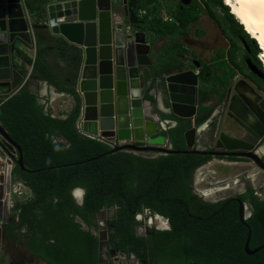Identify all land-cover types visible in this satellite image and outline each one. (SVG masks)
<instances>
[{
  "label": "trees",
  "instance_id": "trees-1",
  "mask_svg": "<svg viewBox=\"0 0 264 264\" xmlns=\"http://www.w3.org/2000/svg\"><path fill=\"white\" fill-rule=\"evenodd\" d=\"M51 1L60 0H24V4L41 23L45 6ZM131 3L134 13L144 12L142 21L155 33V39L168 36L178 44L177 37L186 35L201 13L210 15L225 34L229 33V60L234 63V71L226 61H200L201 94L216 89L217 77L212 67L234 75L237 70L245 74V58L262 72L264 79L257 58L260 48L223 0H179L172 10H166L169 20L161 19L158 0ZM215 7L220 9L221 17L214 12ZM52 35L46 29H38L34 58L20 54L31 64L29 77L47 81L72 95L78 67L76 49L69 50L62 38L54 39ZM52 41L58 44L59 59L66 53L70 56V74L61 80L44 60ZM238 42L244 43L240 56ZM145 95L151 98L148 90ZM208 108L200 106L197 124L208 118ZM77 116V106L65 117L50 108L44 110L37 94L25 86L0 97V125L20 146L26 168L19 167L16 154L12 174L31 193L1 227L16 245L46 264H109L100 254L97 219L103 210L113 208L115 216L107 221L109 243L126 255L142 249L139 256L147 263L264 264V248L253 254L244 251L248 230L250 249L264 244V197L255 195L252 189L236 195L249 208V216L242 223L235 200L203 202L193 191L191 176L195 168L210 159L208 153L147 155L133 150L114 151L104 140L79 132ZM189 126V120L177 119V124L162 134L173 149L184 150L183 133ZM75 188L84 191L81 203L73 196ZM146 211L166 217L169 228H151L146 237L138 236L133 229L138 223L136 217Z\"/></svg>",
  "mask_w": 264,
  "mask_h": 264
},
{
  "label": "water",
  "instance_id": "water-1",
  "mask_svg": "<svg viewBox=\"0 0 264 264\" xmlns=\"http://www.w3.org/2000/svg\"><path fill=\"white\" fill-rule=\"evenodd\" d=\"M113 2L115 1L50 2L41 16L44 22L38 24L28 19L29 12L25 10L22 0H0V97L13 94L24 85L25 73L16 68V57L31 45V30L35 35L38 29L43 28L63 38L76 49L78 67L75 92L71 97L73 107H78L76 125L79 132L104 140L114 151L214 153L215 149L208 151L197 146L199 128L202 125L193 121L202 105L198 99V74L191 68L179 65L156 66L149 55L150 45L144 37L138 38L133 33L126 34L112 28ZM58 18L61 20L58 21ZM151 81L155 86V94L161 97L168 108L167 111L158 109L156 117L145 112V101H148L145 99V90ZM243 83L247 84L245 81ZM235 92L241 99L240 106H234L233 93L226 108L227 114L239 121L237 123L244 129V133L254 135L250 141L255 142L264 136V122H260L264 116V98L253 108L247 106L244 95L236 87ZM156 102L158 105V99ZM249 113L253 122L248 118ZM170 115H174L176 119L169 118ZM177 119L190 121V126L183 133L184 150L173 149L169 139L162 134L165 129L160 123L171 121L176 125ZM217 145L226 151H242V154L251 157L264 170V162L258 155L251 153V144L236 139L231 134H224L217 138ZM15 153L18 154L17 164L25 170L20 146L0 125V222L7 221L9 209L12 205H17L14 187L20 181L12 174ZM228 182L232 180L222 184ZM75 190L81 192L79 198L74 195ZM83 192L82 188L73 190L78 203L82 201ZM234 200L238 203V217L244 223L246 206L238 197H234ZM16 208L18 211V207ZM97 235L99 241H102L101 233L97 232ZM249 238L250 230L244 243L247 254L264 248L262 244L250 249Z\"/></svg>",
  "mask_w": 264,
  "mask_h": 264
},
{
  "label": "flooded vegetation",
  "instance_id": "flooded-vegetation-1",
  "mask_svg": "<svg viewBox=\"0 0 264 264\" xmlns=\"http://www.w3.org/2000/svg\"><path fill=\"white\" fill-rule=\"evenodd\" d=\"M222 58L223 56L220 57L218 61L222 62ZM254 67L256 68V66ZM232 70L234 71L233 68ZM245 72L246 73L244 74L242 72L237 71V73L234 75V73L232 74L229 71L227 72L219 71L217 74L216 89L212 92H207V93L205 92L204 94H201L199 91L201 88L200 86L198 90V99H200V104H202V106L209 107L208 108L209 116L203 122L208 121V122L216 123L215 125H213V127L211 126L205 134L203 135L200 134L201 140L205 142L204 147L201 149H205L208 151H212L213 149H215L214 153L209 154L210 159L206 162L213 160L223 165L224 169H227L230 166L232 167L234 165H238L241 167L247 166L245 169L247 171L248 168L253 167V168H257L260 172H262V174H264V170H262L251 157L245 154H242L241 153L242 151H226L223 147H221L220 145H217V138H219L221 135H224V134H227V135L231 134L232 136H234V138L239 139L241 141L243 140V142L247 144H251L252 145V147L250 148L251 153L258 155V157H260V159L264 162V136L261 139L256 140L255 142L250 141L252 138H254V135H252L249 132L244 133V129L237 123L239 121H236L235 119L233 120L227 114L226 108L228 106L230 98H232L233 93H234V106L235 107L240 106L239 103L241 102V99L239 95L236 94L235 87L239 89L240 92L244 95L246 101L248 102L247 106L249 107L251 106L253 108H256V104L261 99L264 98V87H261L256 82L257 77L260 78L261 81L264 82L263 76L262 75L259 76L254 71L245 70ZM222 77L225 78V81L222 80ZM242 80L247 82V84L243 83ZM243 103L245 106V102ZM249 116L251 117V113L248 114V118ZM249 120L250 122H253L252 119L249 118ZM260 122H264V116H262V118L260 119ZM223 123L225 125H222ZM225 129L228 130L229 132L226 133ZM244 136L247 139L243 138ZM242 178H245V176H242ZM230 180H232V182H228L227 184H224V185L222 184L224 181H230ZM190 182L192 185L193 183L192 176H191ZM233 183H234V176H229L228 178H223V179L215 178L213 182L208 183V184L211 187L217 188V187H222V186H226L228 184H233ZM260 184H264V183H260ZM248 189H252L255 195L261 198L264 197L261 193L263 192V187L262 188L255 187L249 183H245L243 190L240 192H236L235 194L233 192L229 195H226L224 197H221L219 199H214V200L201 199L200 196H203V195L206 196V194L205 193L198 194L194 190V188H193V191L198 194L200 200L203 202H217V201H220L226 198H231L232 200H234V197H237L236 196L237 194L243 193L247 191ZM243 203H244V206H246V208L249 210L247 203L246 202H243ZM14 212H16V208H15V205H12V207L9 209L8 219L11 217V215ZM100 214L101 215L97 219V224H98L97 231L98 233L100 232L103 237V240L101 241V248H100L101 257L105 261H109V264H131L130 262L132 260L136 261L138 264H150V263H147L143 258L139 256V254L143 252L142 249H139L137 254L126 255L125 253L119 252L118 248H113L112 244L109 243L108 241L107 221L111 220L115 216L114 209L109 208V209L103 210V212H101ZM248 216H249V213L246 214L245 219H247ZM136 220L138 223L134 225L133 229L136 232V234L141 237H146L147 235H149L150 233L149 230L151 228H155L158 230H165V229H168L170 226L169 220L166 217H163L156 213L152 214L147 211L138 214L136 217ZM7 222L8 220L5 222H0V228L2 227V225L7 224ZM15 247H16L15 249H20V247L16 245V243H15ZM111 251H113V254L111 253Z\"/></svg>",
  "mask_w": 264,
  "mask_h": 264
},
{
  "label": "crops",
  "instance_id": "crops-1",
  "mask_svg": "<svg viewBox=\"0 0 264 264\" xmlns=\"http://www.w3.org/2000/svg\"><path fill=\"white\" fill-rule=\"evenodd\" d=\"M122 1L123 0H115V2H113L115 5V7H113L114 8L113 12L119 13V15H121L123 20L130 25L131 33H133L138 38H140V37L145 38L146 43L150 45L149 55L151 57L152 62L156 66L163 65L165 67H171V66L179 65V66H182L184 68H191L194 70L195 73L198 74L199 70L202 66L200 61L208 63V64H218L221 61H218L217 57H218V54L221 53L223 55L222 61L226 60L228 62V64L234 69V63L229 60V57L231 56L230 55L231 46H230L229 33L226 34L228 37V40H229L228 48L220 47V49L224 50L223 53L219 50V48L213 49L212 50L213 53H211L212 55L209 56L208 60H205L202 57L201 52H197V48H199V47H197V48L194 47V46H197L196 41H199L201 43V41H202L201 37L205 36V31L202 28H200V26L197 27V25L194 24L187 31L186 35L178 36L177 39L180 41V47L177 49V48H174V47H176V44L172 43L168 36H166V37L159 36L157 39H155V33L151 29H148L146 23H144L142 21L143 18L141 15L144 12L141 10V11H139V13H134V11L132 9V5H130V4H132L131 0H125V2L124 1L122 2ZM158 1L161 4V9H160L161 10L160 11L161 17H162L161 19L169 20L168 19V18H170L169 12L164 11L163 10L164 8L162 7L163 3L165 1L164 0H158ZM51 2H54V1H51ZM49 3H47V4H49ZM118 3L120 4V7H121L120 9L118 8V6H116V4H118ZM23 5H24L25 10H26L27 8H26L25 4H23ZM28 12H29L30 21L37 23V21L35 19V13H31L29 10H28ZM203 14L204 13H201L199 20L201 19ZM199 20L197 22H199ZM41 21L44 22L43 19ZM39 22H38V24H39ZM52 37H54V39L61 38V37L55 36V35H52ZM53 41L50 42V44L48 45L49 49L47 51V55H45V57H44V60L50 66V69L52 71H55L57 76H59L58 78L61 80L63 78H66V76H69V74H70V66L71 65L68 64V62L70 63V56H69V54L66 53L62 59H59L58 54H60V50L57 49L58 44L53 42ZM64 41L66 42V46L69 47V50L71 48H74L66 40H64ZM35 51H36V45H35V49H33V47H31V45H30L28 49H24V54H27L30 57L34 58ZM194 52H195V57L192 55V53H194ZM213 58L215 59L214 61H213ZM15 66L21 72L25 73V77H26V75H29V73L31 71V64L24 61V58L21 54L17 55ZM212 68H213V72L216 74V77H217L219 70L216 69L215 67H212ZM198 82L200 83L199 84V88H200L201 82H200L199 76H198ZM23 86H25L28 90L37 94L38 102L43 105L44 110H47L48 108H50L54 114H56L60 117H65L71 111V109L73 107V100H72L71 95L56 89V87L49 84L47 81L38 80L34 77L32 78V77L28 76ZM154 88H155V86H154L153 81L149 82V85L147 86L146 90H148V94H149V96H151V98L146 97V95H145V99L148 100V101H145V104H146V111L145 112L149 116L156 117V114L159 113L158 109H161L163 111H167L168 108H167V104L162 101L161 97L158 96L157 94H155ZM5 96H9V95H5ZM5 96H3V97H5ZM157 99L159 101L158 105L156 102ZM199 102H200V99H199ZM199 111H200V108H199ZM199 111H198V114H200ZM198 114H197V116H198ZM168 117L171 119H176V117L174 115H170ZM193 121L195 122V119ZM160 124H161L162 128L165 130L174 126V123H172L171 121L170 122L165 121L164 123H160ZM215 124H216L215 122H208V121L202 123V125L199 128V135H198V141H197L198 147L200 144L201 145L205 144V142L203 140H201L200 134L201 135L205 134L208 131V129L211 126L213 127V125H215ZM144 154L156 155L158 153H144ZM15 185H17V186L19 185L18 186V188L20 189L19 191H21V189H25V187H26V186H24L18 182H16ZM76 191L77 190L74 191V195L76 196V198H79L80 194L79 193L77 194ZM72 193H73V191H72ZM30 195H31L30 192L26 197H22L21 193H20V195H17L18 196V197H16L17 205L15 206V208L18 207V209H19L20 203L23 200H25L27 197H29ZM16 212H17V210H16ZM94 233H95V231H94ZM24 252H26V251L24 250ZM27 254L29 255V258L31 260L36 259L30 253L27 252ZM1 257L2 256L0 255V259H1Z\"/></svg>",
  "mask_w": 264,
  "mask_h": 264
},
{
  "label": "rangeland",
  "instance_id": "rangeland-1",
  "mask_svg": "<svg viewBox=\"0 0 264 264\" xmlns=\"http://www.w3.org/2000/svg\"><path fill=\"white\" fill-rule=\"evenodd\" d=\"M163 3V10L168 11L169 9H173L175 7V4L179 0H164ZM202 3V0H200ZM224 2V0H223ZM118 8L120 9V4H116ZM214 12L217 14L218 17H221V11L218 7H215ZM230 11V9H229ZM237 20V19H236ZM197 27L200 26L205 31V36L201 37V43L199 41H196V45L194 46L197 48V52H201L202 57L205 60L209 59V56L212 55L211 53L213 49L219 48V50L223 53V49H220V47H226L228 48V37L227 35L222 31L221 27L218 25V22L212 18L207 13H204L199 20V22L196 23ZM244 29V28H243ZM204 33V32H203ZM195 45V44H194ZM238 49H237V55L240 56L243 52L244 43L238 42ZM258 45V44H257ZM180 42L176 44V47L179 48ZM260 48V47H259ZM261 50V49H260ZM261 52V51H260ZM192 55L195 57V52L192 53ZM261 53L259 54V57ZM218 56L222 57L223 55L221 53L218 54ZM258 58V56H257ZM202 59V58H201ZM259 59V58H258ZM262 60V59H261ZM259 59L262 65V61ZM244 66L246 68V71H254L259 76L262 75V72L258 71L254 66L253 63L248 59H244ZM262 69L264 70V67L262 65ZM263 76V75H262ZM222 80L225 81V78L222 77ZM256 82L261 86L264 87V82L261 81L260 78L257 77ZM204 145L200 144L199 148H203ZM224 166L215 162V161H209L206 162L200 166H198L193 174H192V180H193V188L198 193H205L206 196H200L201 199L205 200H214L219 199L221 197H224L226 195H229L234 192H240L243 190L245 183H249L255 187H263L262 195L264 196V174L260 172L257 168H248L247 171L245 170L247 166H230L227 169L223 168ZM244 171H243V170ZM229 176H234V183L228 184L226 186L222 187H211L208 183L213 182L215 178H228ZM242 176H245V178H242ZM245 179V180H243ZM21 184V183H20ZM19 186V185H18ZM16 185V190H20ZM29 189L25 187V189H21V196L26 197L30 191ZM249 213V210L246 208V214ZM15 243L8 239L7 236H5L2 232V229L0 228V255L2 256L0 259V264H46L38 259L31 260L29 258V255L27 252H24V249H15ZM131 264L134 263L133 260L130 262Z\"/></svg>",
  "mask_w": 264,
  "mask_h": 264
},
{
  "label": "bare ground",
  "instance_id": "bare-ground-1",
  "mask_svg": "<svg viewBox=\"0 0 264 264\" xmlns=\"http://www.w3.org/2000/svg\"><path fill=\"white\" fill-rule=\"evenodd\" d=\"M224 3L260 47L264 67V0H224ZM76 193L81 194L79 190Z\"/></svg>",
  "mask_w": 264,
  "mask_h": 264
},
{
  "label": "built area",
  "instance_id": "built-area-1",
  "mask_svg": "<svg viewBox=\"0 0 264 264\" xmlns=\"http://www.w3.org/2000/svg\"><path fill=\"white\" fill-rule=\"evenodd\" d=\"M113 1H115V0H113ZM22 2L24 4V0H22ZM113 9L114 8H112V10H111V26H112V28L115 29V30H118V31H122V32H124L126 34L131 33L130 25L123 20L121 15H119V13L113 12ZM28 19H29V16H28ZM59 20H61V18H58V21ZM31 35H32L31 47H33V49H35L36 38H35V35H34L32 30H31ZM28 76L29 75H26L25 79H27ZM98 139H100V138H98ZM16 193L20 194L21 192L19 190H17ZM133 262L134 263H132V264H138L136 261H133Z\"/></svg>",
  "mask_w": 264,
  "mask_h": 264
},
{
  "label": "clouds",
  "instance_id": "clouds-1",
  "mask_svg": "<svg viewBox=\"0 0 264 264\" xmlns=\"http://www.w3.org/2000/svg\"><path fill=\"white\" fill-rule=\"evenodd\" d=\"M259 54H260V53H259ZM259 54H258V58L261 60V57H259ZM261 61H262V60H261ZM16 154H17V153H15V157H16ZM20 183L23 185L22 182H20ZM24 186H25V185H24ZM16 189H17V188H16V185H15V187H14V194H15L16 197H18L17 195H20V194L16 193V191H17Z\"/></svg>",
  "mask_w": 264,
  "mask_h": 264
}]
</instances>
